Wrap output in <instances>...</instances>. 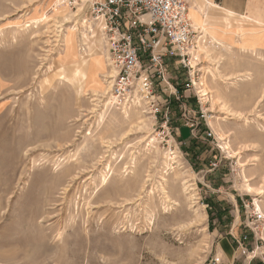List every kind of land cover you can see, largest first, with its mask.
Here are the masks:
<instances>
[{"label": "rangeland", "instance_id": "rangeland-1", "mask_svg": "<svg viewBox=\"0 0 264 264\" xmlns=\"http://www.w3.org/2000/svg\"><path fill=\"white\" fill-rule=\"evenodd\" d=\"M204 27L212 46L210 32L223 29ZM90 30L44 0H0V264H264V219L253 215L264 213V100L248 106L264 87V62L230 34L219 68L248 67L251 80L214 83L203 52L194 75L173 59L172 81L194 78V88L157 117L137 107L125 117L110 103L103 34L94 51L81 40ZM98 55L103 66L84 75L82 59ZM203 77L243 116L204 99Z\"/></svg>", "mask_w": 264, "mask_h": 264}, {"label": "built area", "instance_id": "built-area-1", "mask_svg": "<svg viewBox=\"0 0 264 264\" xmlns=\"http://www.w3.org/2000/svg\"><path fill=\"white\" fill-rule=\"evenodd\" d=\"M56 1L85 23L101 26L116 70L111 92L117 106L137 107L157 117L170 98L183 100L186 90L194 88V78L181 86L172 81L170 70L175 59L195 74L192 48L202 33L193 26L188 0ZM253 215L264 219L259 210ZM218 261L216 257L212 264Z\"/></svg>", "mask_w": 264, "mask_h": 264}, {"label": "bare ground", "instance_id": "bare-ground-1", "mask_svg": "<svg viewBox=\"0 0 264 264\" xmlns=\"http://www.w3.org/2000/svg\"><path fill=\"white\" fill-rule=\"evenodd\" d=\"M44 1L47 2V4L55 5L56 8L59 9V10H66V11L75 13V18H77V16H76L77 12H74L70 8H68L67 6L60 4L59 1H56V0H44ZM70 14L72 15V13H70ZM71 15H69V16H71ZM189 15H190V17L192 16L191 19L193 18L194 25L201 26V27L205 28L204 26L206 24V20L203 18L202 15H199L197 11H195V10L193 11L192 9L190 10V4H189ZM42 17H43L42 20L44 21V20H48L49 17H50V15H48L46 13H43L42 14ZM63 18L65 19L64 21H67L68 23L70 22V20H69L70 17L66 16V17H63ZM35 21L37 22V20H35ZM82 21H84V20L82 19ZM193 21H192V23H193ZM84 23H85V21H84ZM63 24L57 25V27L58 28H61L63 26ZM85 25H86V27H89L91 30H90V32H84V31L81 32L82 33L81 40H82V42H83L84 45H86V46H88L90 48V51H92V50L94 51V48H93L94 47V40H93V38L96 37V35H97V33L99 31H100V34L101 35L103 34L102 31H101V29H100L101 26L99 24H97V29L95 30L94 28H92L90 26V25H92L91 23H85ZM77 29H78V27L76 28V24L73 25V26L68 27L67 28V31H68L67 36L68 37L69 36H73L74 35V32L77 31ZM59 31H61V30H59ZM198 32L202 33V36L199 37V39L197 41V46H195L194 48H192V50H195L193 52L192 62L195 64L197 60L199 61L201 52H203L206 55L205 57L208 58L212 63L214 62L213 63V67L209 68L208 69V72H207V73H210V75L212 77L211 79H212V81H214V83H216L215 81H218V82H222V81H226L227 82L228 81L229 82V80H231V79H233V80L235 79L236 81L237 80L238 81H240V80L241 81H244L246 79L251 80V77H252V74L253 73L251 72V69L248 68V67H244L242 69H238V70H235V71H231L230 73H226V74L223 73V71H221L220 68H219V63H220V61L222 60V57H223V54H221V50H220L219 46H223V45L225 46V43L224 42H220L219 40L214 39V37H215L214 34H215L216 31L213 30L210 33H211V37L213 39L214 44L212 46H210V45L207 46L206 44H200L199 45V48H198L199 42L200 41L201 42H204L203 32L202 31H198ZM253 34L254 33L248 34L245 31L242 34H240L239 37H241V40L239 41V46L237 48H238L239 51L243 52L244 54H246V55H249L250 54V55H252L254 57H257L262 62H264V51L257 50V49L254 48L256 45H258L260 47H264V37H261L259 35H253ZM247 35H248V37L246 39H244V36H247ZM103 36L104 35H102V39L105 40V42H106L105 36L104 37ZM232 43H234V42H232ZM248 46L249 47H253V48L252 49L251 48L250 49H247ZM229 47L231 48L230 45H229ZM234 47H236V46H234ZM107 51H108V46H107V50H105V51L102 50L100 53H107ZM107 55H108V53H107ZM94 59H95V61H93V62L92 61L91 62H88V60H85V59L83 60L82 59V61H81V64H82L81 68H82V72H83L84 75L87 74L88 76H90L91 70H92V67L93 66H97V65L103 66L102 57H100V55L96 56ZM105 59H106V57H105ZM92 63H94V64H92ZM83 65H86V66H83ZM115 74H116V70L114 68L113 69V72L112 71L109 72V74H108L109 75V78H112L113 77V79H114ZM103 82H104V80H103ZM107 82H108L109 87H111L110 86L111 80H108ZM107 82H105V83H107ZM112 82H113V80H112ZM217 84H216V86H217ZM231 84H232V82H231ZM195 85H196V82H195ZM197 86H198L197 88L199 89V92H202L203 91L202 96H204V99H211L213 104L219 103L221 105V107H224L228 112H230V113H232L234 115H237L239 117L243 116V111H240L238 109H233V108L231 109L230 108V106L228 105V102H227V98L224 95L223 91H221L222 89L219 87V85L217 86V88H215L214 86L211 87L210 84H209V82L207 81V78L206 77L205 78L203 77V81L201 82V85H198L197 84ZM201 86L203 88H201ZM111 90H112V88H111ZM258 92L259 91H257V93L255 92L254 95H252L251 99H249L250 101H249L248 106L249 105L252 106L256 100H257V103L259 101L264 100V87L260 90L259 93ZM115 100H116V98L113 95V93L111 92L110 103L112 105H114V106H116V101ZM252 100H253V102H252ZM248 109H249V107H248ZM250 110H252V109H250ZM124 113H125V117H128L129 116L128 115L129 113H128V111L126 109L124 110ZM152 117H153V115L151 116V118ZM142 122L144 123V121H142ZM222 133H223V136L221 137V139L224 140L222 146L224 147L225 150H230L231 149L230 141H227V137L226 136H228V135L226 134V130L223 129V128H222ZM69 173H68V175H69ZM260 174H263V173L261 172ZM246 177L247 176L245 175L244 178H246ZM106 179H107V176L104 175L103 178H102V182L103 183H106ZM246 181H247V179H246ZM64 188H66V187H64ZM248 188L251 189V190H253L252 186H248ZM184 189L189 194L188 197L193 201V203H196L197 202V196H196L197 193H195L194 185L191 184V183H189L187 181L185 183V185H184ZM162 190H164V193L166 194L164 187H162ZM165 199L168 200L169 202H174V201H171L170 195H168V194H166ZM256 204H257L258 208L260 210H262L261 209V205L259 204V202H257ZM194 211L196 213L195 222H201L202 223L204 221V218L206 217V214L204 213V211H201L199 209V207L195 208ZM262 215L264 217V213H262ZM60 236L61 235H59V237ZM262 237L264 239V234L262 235Z\"/></svg>", "mask_w": 264, "mask_h": 264}, {"label": "crops", "instance_id": "crops-1", "mask_svg": "<svg viewBox=\"0 0 264 264\" xmlns=\"http://www.w3.org/2000/svg\"><path fill=\"white\" fill-rule=\"evenodd\" d=\"M190 2V10L197 11L199 15L207 21L206 27H214L223 29V35H215L214 39L220 42H226L228 35H240L244 31L247 33L264 32V0H188ZM217 14H220L217 15ZM192 17V16H191ZM240 18V23L233 24L232 18ZM193 19V18H192ZM194 22V21H193ZM196 30L202 31L204 42L206 44L208 30L201 26L194 25ZM236 29V30H232ZM206 31V32H205ZM216 31V30H215ZM205 32V33H204ZM239 46V41H234ZM252 49L249 47L247 49ZM257 50L264 51V47L256 45ZM3 87H1L2 90ZM1 92V91H0Z\"/></svg>", "mask_w": 264, "mask_h": 264}]
</instances>
